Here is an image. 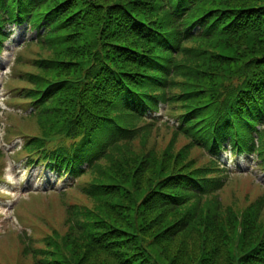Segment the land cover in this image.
I'll return each mask as SVG.
<instances>
[{"label": "trees", "instance_id": "trees-1", "mask_svg": "<svg viewBox=\"0 0 264 264\" xmlns=\"http://www.w3.org/2000/svg\"><path fill=\"white\" fill-rule=\"evenodd\" d=\"M23 23L0 170L19 138L69 176L18 264H264V190L218 160L264 166V0H0V52Z\"/></svg>", "mask_w": 264, "mask_h": 264}, {"label": "rangeland", "instance_id": "rangeland-1", "mask_svg": "<svg viewBox=\"0 0 264 264\" xmlns=\"http://www.w3.org/2000/svg\"><path fill=\"white\" fill-rule=\"evenodd\" d=\"M14 33L10 37V40L5 43V52L0 56V140L5 138L6 126L9 122L6 120V115L9 113H20L19 116L24 114V109L15 106L10 103L13 93L19 88V84L13 82L12 76L17 70L16 65H12L15 60L16 55L20 51L23 43L30 40L34 33L24 30L21 26L15 28ZM24 51V47L22 52ZM14 91V92H13ZM18 145V140H13V144L6 148V151L13 149ZM12 160V158H11ZM7 165L5 171L6 180L0 184V264H18L20 262V241L19 237L21 233L30 234L33 227H36L38 218L22 217L17 214V209L21 202H30L31 193L34 194H45L48 191H42L38 189L40 184H45L46 182H51L55 184L57 182L53 174L47 173L45 178L41 180L35 179V173L46 172L44 167L40 169H23L24 164L12 161ZM232 174H237L236 180L239 181V189L242 188L244 191L253 188H258L264 186V171L255 168V163L251 159H246L242 157L240 161L234 166L232 157H227L223 159ZM18 169V170H17ZM24 170L23 173L20 171ZM242 171V172H241ZM241 172V173H240ZM235 175H232L234 177ZM251 178L252 182L250 181ZM26 188H24V187ZM27 186H32L37 188V190H32L27 188ZM46 186V184H45ZM58 188H62L63 184L58 182ZM32 190V191H30ZM60 192V191H58ZM42 196V203L46 208L50 209L54 206L56 201V193H49ZM82 200V199H80ZM84 201V200H83ZM86 202V201H84ZM37 208L38 205L33 198L30 208Z\"/></svg>", "mask_w": 264, "mask_h": 264}]
</instances>
